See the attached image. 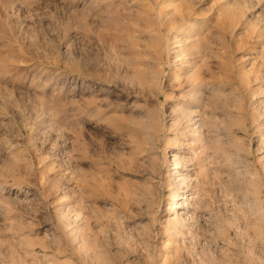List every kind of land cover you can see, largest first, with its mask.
Instances as JSON below:
<instances>
[{
  "label": "rangeland",
  "instance_id": "374dc122",
  "mask_svg": "<svg viewBox=\"0 0 264 264\" xmlns=\"http://www.w3.org/2000/svg\"><path fill=\"white\" fill-rule=\"evenodd\" d=\"M102 1L0 0V264H264V0Z\"/></svg>",
  "mask_w": 264,
  "mask_h": 264
},
{
  "label": "bare ground",
  "instance_id": "6f19581e",
  "mask_svg": "<svg viewBox=\"0 0 264 264\" xmlns=\"http://www.w3.org/2000/svg\"><path fill=\"white\" fill-rule=\"evenodd\" d=\"M105 1H106V0H105ZM133 1H135V0H133ZM148 1H149V0H148ZM159 1H160V0H159ZM84 2H85V1H84ZM90 2H92V3H96L97 6L101 5L102 7H103V6L105 7V5H107V3L105 4L102 0H90ZM106 2H107V1H106ZM110 2H111V5H112V1H110ZM113 2H114V1H113ZM119 2H120V1H119ZM155 2H156V1H155ZM81 3H82V2H81ZM82 4H83V3H82ZM108 5H109V3H108ZM108 5H107V6H108ZM97 6H94V5H93L92 7H90L91 10H89V13H88V14L86 13V12H88V11L85 12L86 14L84 13L85 18H86L89 14H91V13L94 14V15L96 16V14H99L100 12H101V13L105 12V10L103 11L104 8H103L102 10H100V8L97 10V9H96ZM148 6H149V5H148ZM93 7H94V8H93ZM113 7H114V6H113ZM144 7H145V6H144ZM86 8H87V7H86ZM90 8H89V9H90ZM92 8H93V9H92ZM97 8H98V7H97ZM146 8H147V7H146ZM146 8H145V9H146ZM109 9H110V8H109V6H108V7H107V10H108L107 13H108V15H110L111 13H112V14H113V13L117 14L116 12H113V9H112V8H111V9H112V12H111V10L109 11ZM116 9H117V8H116ZM118 9H119V8H118ZM99 10H100V11H99ZM114 10H115V9H114ZM124 10H125V9H124ZM142 10H143V9H142ZM102 11H103V12H102ZM145 11H146V10H145ZM109 12H111V13L109 14ZM146 12H147V11H146ZM148 12H150V11H148ZM148 12H147V13H148ZM101 13H100V14H101ZM157 13L160 14L161 12H158V10H157ZM112 14H111L110 16H112ZM115 14H113V15H115ZM118 14H119V12H118ZM133 14H134V13H133ZM159 14H158V15H159ZM182 14H184V13H182ZM102 15H103V14H101L100 17H103ZM119 15H120V14H119ZM130 15H131V14H130ZM141 15H142V13H141ZM158 15H156V16L158 17ZM160 15H161V14H160ZM184 15L186 16V14H184ZM95 16H94V17H95ZM110 16H109V17H110ZM116 16H117V15H116ZM182 16H183V15H182ZM182 16L180 15V17H182ZM98 17H99V15H98ZM98 17H95V18L97 19ZM104 17H105V14H104ZM119 17H120V16H118L117 18H119ZM95 18H94V19H95ZM110 18H111V17H110ZM113 18H115V16H114ZM117 18H116V19H117ZM122 18H123V16H122ZM158 18H159V17H158ZM160 18H161V17H160ZM182 18H183V17H182ZM161 19H162V18H161ZM161 19H159V21H157V24H158V22H160ZM165 19H166V18H165ZM165 19H162V20L165 21ZM101 20L104 21V19H101ZM111 20H113V19H111ZM114 20H115V19H114ZM122 20H123V19H122ZM122 20H121V21H120V20H117L116 22L119 21V23L122 24V22H123ZM162 20H161V21H162ZM103 21H100V22H103ZM105 21H106V20H105ZM107 21H108V20H107ZM163 21H162V22H163ZM166 21H167V20H166ZM168 21H169V20H168ZM108 22H110V19H109ZM108 22H107V23H108ZM170 22L172 23L173 21L170 20ZM170 22H168V24H170ZM110 23H111V22H110ZM112 23H113V21H112ZM119 23H116V24H119ZM160 23H161V22H160ZM180 23H181V22H180ZM102 24H103V23H102ZM108 24H109V23H108ZM116 24H115V25H116ZM121 24H120V26H119V25H117V26H118V27H122ZM182 24H183V22H182ZM103 25H105V24H103ZM111 25H113V24H109V26H111ZM159 25H160V27H161V24H159ZM163 25H164V24H163ZM163 25H162V26H163ZM184 25H185V24H184ZM176 26H178V25H176ZM118 27H117V28H118ZM163 27H164V26H163ZM117 28H116V26H115V29H116V30H119V29H117ZM158 28H159V27H158ZM161 28H162V27H161ZM113 29H114V28H113ZM120 29H121V28H120ZM169 29H170V28H168V30H169ZM159 31H160V30H159ZM121 38H122V37H121ZM165 38H166V37H165ZM174 38H176V37H174ZM166 40H169V39L166 38ZM166 42H168V41H166ZM172 42H173V39H172ZM174 42H175V41H174ZM174 42H173V44H174ZM164 46L166 47V45H164ZM163 49H164V48H163ZM165 49H166V48H165ZM177 55H178V54H177ZM177 57H178V56H177ZM186 103L190 105V104L193 103V102L187 101V102L182 103V106H183V107H182V109H181V111H180L181 116H183L182 114L184 113V110H185V108H186V107H185ZM188 120H189V119H188ZM190 120H191V119H190ZM186 121H187V120H186ZM185 132H186V131H183V132H180L179 134H180L181 136L184 137V136H185ZM261 170H262V169H261ZM261 172H262V171H261ZM172 197H173V200L171 201V210H172V214H174L175 216H174V218H173L172 220L169 221V224H168V226H169V228H171V230H172V229H176L178 226L183 225V223L185 222V221L182 222V219L179 218V215H178L179 212H178V210H177V209L183 208V206H184V205H182V202L180 201V198L183 197V195H181L179 192H175V193H173ZM175 231H176V230H175ZM170 233H171V232H170ZM178 233H179V232H178ZM176 234H177L176 232H174L172 235L170 234V235H171V238H173ZM192 239H193V240H192ZM191 240H192V241H191V245L193 244L192 247H193L195 244H196V245L198 244L197 242H194V238H191ZM183 247H184V245L180 246V248H183ZM184 248H185V247H184ZM193 248H194V247H193ZM189 251H190V250H189ZM225 258L227 259V257H225Z\"/></svg>",
  "mask_w": 264,
  "mask_h": 264
}]
</instances>
